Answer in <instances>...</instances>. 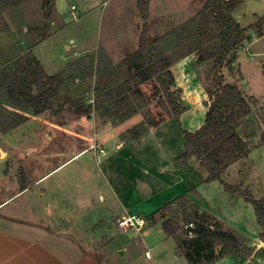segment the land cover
Listing matches in <instances>:
<instances>
[{"label": "rangeland", "instance_id": "obj_1", "mask_svg": "<svg viewBox=\"0 0 264 264\" xmlns=\"http://www.w3.org/2000/svg\"><path fill=\"white\" fill-rule=\"evenodd\" d=\"M45 1L0 0V70L24 53L32 51L41 60L49 75L60 74L65 79L62 100L64 97H84L87 103L93 104L95 93L107 84V77L119 79L118 72L112 70L108 59L111 58L113 64L118 65L126 55L138 49L143 22L137 2L57 0L54 17L46 23ZM205 1L151 0L148 20L151 36L160 38L182 25L201 10ZM15 2L19 5H15ZM73 5L76 7L75 12L71 9ZM235 15L242 26L248 27L256 22V16H264V0H243ZM45 28L49 33L46 40H43L40 31L36 34L32 32L33 29ZM248 33L253 37L252 40L246 41L244 48L239 50L233 70L224 69L223 73L227 82L237 84L245 96L254 97L259 105L252 106L250 115L242 120L238 129L248 144L249 156L246 160L230 166L224 178L229 184L242 186L243 189H249L256 198H262L264 35L258 37L254 29H249ZM99 67L103 69L100 74L96 73ZM210 68V64L197 63L195 54L173 64L171 69L175 75V88L179 89V96L187 105V111L179 123L166 122L139 140L128 141L122 138L123 133L134 127L140 119L143 121L147 118L151 107L144 98L134 96H130L127 102L138 107L139 114L117 126L105 127L102 123L109 122L101 119L97 113L93 112L90 118L78 116L73 109L66 106L59 117L51 119L44 114L41 121H28L17 129L14 137L18 139L23 137V131L27 139L38 129L41 145L36 148L37 151L60 154L56 158L52 156L41 160L34 166L36 171L32 178L35 179L47 170L53 171L57 168L41 183L42 188L50 187V194L53 196V186H66L74 199L78 195L80 201L89 202L91 207L100 210L104 220L100 230L95 233H102L103 230L110 238L105 242V248L119 250L106 264H154L138 246L140 233L133 229L122 231L110 219L108 211L117 207L123 211L124 208L132 209L135 214L128 215H140L146 220L141 230L143 237L145 235L147 239H155L163 235V242L165 241L169 252L164 264H175L177 261L178 264H189L184 256L175 255L176 242L172 238H165L161 221L153 222L149 218L165 202H160L161 196L157 195L162 190H167L168 180H162L158 173L171 181H179L178 187L171 190L174 197L172 201L178 196L194 199L199 203L200 211L209 215L210 223L219 224L223 230L235 231L253 249L252 255L246 260L242 259V255L230 254L212 264H264V230L258 222L253 205L242 196L227 192L220 181H207L209 172L196 158L192 157L187 161V170L177 164L185 150L182 131H195L203 124L210 100L206 87L213 86ZM0 92L3 89L0 88ZM91 144L97 145L96 154L89 151ZM1 145L4 148L1 158L6 159L5 149L8 146L3 143ZM100 148L105 153H100ZM83 149L86 151L68 161L70 156ZM128 154H134V158ZM140 162L144 167L138 164ZM6 166L12 180L22 178L21 162L12 160ZM39 166L41 171H38ZM43 170L45 171L42 172ZM136 176L146 181L148 186L137 182ZM123 187L124 189H120ZM149 188L152 190L148 191ZM60 190L57 188L54 192L56 198ZM100 193L104 195L103 200ZM147 232H150L149 236H146ZM134 246L141 251L133 258ZM124 250L127 251L125 255ZM152 252L154 254L155 250ZM98 253L103 255L105 252L99 249ZM177 256L179 259L175 261ZM157 262L159 261L156 264H160Z\"/></svg>", "mask_w": 264, "mask_h": 264}, {"label": "trees", "instance_id": "obj_2", "mask_svg": "<svg viewBox=\"0 0 264 264\" xmlns=\"http://www.w3.org/2000/svg\"><path fill=\"white\" fill-rule=\"evenodd\" d=\"M136 2L143 22L138 49L126 55L118 65L107 57L120 80L107 77V84L95 93L93 104L87 103L84 97L62 100L65 79L60 74L49 75L32 51L1 69V134L12 133L33 116L59 117L66 106L78 116L90 118L94 112L117 126L139 114V108L127 102L134 96L144 98L151 106L147 118L122 135L128 141L138 140L166 122H180L188 107L182 102L179 89L175 88L171 67L195 54L197 63L211 65L213 86L206 87L210 100L201 127L195 131L182 129L185 150L177 164L187 170V161L196 158L209 172L207 181H220L227 192L240 195L253 205L264 230V197L256 198L249 189L231 185L224 178L230 166L249 156L248 144L238 129L242 120L250 115L252 106L257 107L259 103L254 97L245 96L237 84L227 82L223 73L224 69L233 70L239 50L246 41L252 40L249 29H254L258 37L264 35V16H256V22L245 27L235 15L243 0H206L201 10L188 21L154 38L148 24L151 0ZM56 10L57 0L45 1L46 23L53 19ZM37 31L43 40L49 37L46 28L32 32L36 34ZM102 71L99 67L96 73ZM21 172L24 186L26 180L24 171ZM149 218L153 222L161 221L166 236L176 242L177 254L184 256L189 264H212L230 254L242 255L244 260L252 255L253 249L244 238L231 229L223 230L219 224L210 223L209 215L200 211L199 203L187 196H178L164 204ZM262 236L264 238V231Z\"/></svg>", "mask_w": 264, "mask_h": 264}, {"label": "crops", "instance_id": "obj_3", "mask_svg": "<svg viewBox=\"0 0 264 264\" xmlns=\"http://www.w3.org/2000/svg\"><path fill=\"white\" fill-rule=\"evenodd\" d=\"M41 117L42 115L33 116L29 122H33L34 120L41 121ZM102 124L105 127L113 126L111 123ZM17 129L8 135H2L0 132V264L108 263V259L119 252V250L105 248V242L110 238L103 230L102 233H95L97 230H100V225L104 220L100 210L91 207L89 202L80 201L78 195L75 196L77 199H74L71 196L72 193L67 191L66 186H53V196L50 194L52 190L50 187L42 188L41 183L46 181L57 168L53 171L50 169L44 172L45 170H43L42 172L44 173L35 179L32 178L36 171V167L34 166L41 160H47L52 158V156L56 158L60 154H58L59 152L52 153L50 151L48 153L47 151H37L36 148L41 145V135L37 132L39 131L38 129L27 139L24 131L22 132L23 137L21 139L14 137L18 131ZM2 143L8 146L5 149L7 154L6 159L1 158V151L4 149L1 145ZM92 145L89 146V151ZM85 151L86 149H83V151L70 156L71 158L68 161L77 158L80 153ZM128 155L134 158V154ZM12 160L22 163L26 185H22L21 178L17 177L12 180L9 177L6 163ZM138 164L144 167L143 163L140 162ZM39 170H42L41 166L38 167ZM157 175L164 181L168 180V185H166L167 190H162L157 195L161 196L160 202L165 201L164 204L171 202L174 198L171 190L178 187L179 181L166 179L160 173ZM136 181L144 185L148 184L146 181L137 178V176ZM57 188L61 190L56 198L54 192H56ZM120 189H124V187ZM151 190L149 188L148 191ZM99 196L102 200L104 199L103 193H100ZM132 211V209L128 210L126 208L123 211L117 207L110 209L108 214L110 219L118 224V219L125 214H135ZM139 235H141L139 240L140 245L138 243H135V245L141 247L146 258L154 261V264H156V261L164 264V260H167L169 252L165 246V241L163 242V235H159L155 239H147L141 233ZM149 235L150 232H147L146 236ZM164 236L171 239L166 234ZM99 249L104 250L105 253L100 255L98 253ZM152 250H155L154 254ZM140 251V249H135L134 246L132 249L133 258L139 255ZM126 252L124 250L123 255ZM174 253L178 255L177 250ZM105 255H107V258H105ZM178 259L179 256L175 258V261ZM175 264H178V261Z\"/></svg>", "mask_w": 264, "mask_h": 264}, {"label": "built area", "instance_id": "obj_4", "mask_svg": "<svg viewBox=\"0 0 264 264\" xmlns=\"http://www.w3.org/2000/svg\"><path fill=\"white\" fill-rule=\"evenodd\" d=\"M72 11L75 12L76 7H71ZM90 151H94L95 154L98 152L97 145H92ZM100 153H105L103 148L99 149ZM146 220L140 215H126L118 219V225L120 230L128 231L129 229L135 230L137 233H141L142 228L145 226ZM149 254V253H148Z\"/></svg>", "mask_w": 264, "mask_h": 264}, {"label": "water", "instance_id": "obj_5", "mask_svg": "<svg viewBox=\"0 0 264 264\" xmlns=\"http://www.w3.org/2000/svg\"><path fill=\"white\" fill-rule=\"evenodd\" d=\"M1 153H2V151H1ZM3 154V153H2Z\"/></svg>", "mask_w": 264, "mask_h": 264}]
</instances>
